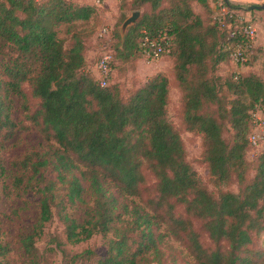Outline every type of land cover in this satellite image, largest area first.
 <instances>
[{
	"label": "trees",
	"instance_id": "trees-1",
	"mask_svg": "<svg viewBox=\"0 0 264 264\" xmlns=\"http://www.w3.org/2000/svg\"><path fill=\"white\" fill-rule=\"evenodd\" d=\"M131 4L142 16L114 55L107 53L118 57L119 69H135L149 59L144 36L167 35L171 49L161 57L169 68L131 85L110 81L112 68L103 86L87 69L95 5L0 0V192L37 210L32 231L22 229L13 240L0 218V264H10L14 251L23 254L22 264H42L38 240L55 220L63 229L64 240L53 238L62 264H180L174 242L187 251L189 264H264V150L248 157L254 112L264 108V62L261 73H218L222 63H235L229 47L240 36L229 35L242 23L233 17L231 27H220L210 0ZM258 50L249 52L251 63ZM176 89L185 129L202 137L206 181L169 116ZM34 128L43 143L11 160L10 177L7 143ZM96 235L105 240L104 255L65 247Z\"/></svg>",
	"mask_w": 264,
	"mask_h": 264
},
{
	"label": "rangeland",
	"instance_id": "rangeland-1",
	"mask_svg": "<svg viewBox=\"0 0 264 264\" xmlns=\"http://www.w3.org/2000/svg\"><path fill=\"white\" fill-rule=\"evenodd\" d=\"M77 3L81 4H92L97 7V18L92 20L90 23L91 28L94 29L93 35L87 40V69L92 72L94 75L99 76L97 70L98 62L101 56L104 53L111 52L114 55V48L124 40L121 27L124 21L131 16L132 12L135 10L141 11V16L143 9H135L131 4V0H101L98 4L97 0H74ZM222 0H210L211 5L218 9L220 2ZM230 2L241 6L251 12L246 13L247 17L251 18L253 23H256L258 28V36L256 39V46L260 47V50L257 51V59L253 63L249 61L246 65L235 64L232 61L229 63H222L219 66L218 73L221 75H234L239 73H245L250 69H253L258 72H262L263 62H264V9L252 6H260L264 3V0H229ZM195 11L198 14H203V8L200 5H195ZM124 19L121 23V19ZM140 19V18H139ZM138 19V20H139ZM137 20V21H138ZM137 23V22H136ZM129 26L126 30V35L128 30L135 26ZM107 28V31L105 29ZM116 30L119 32V36L116 34ZM118 58V57H117ZM114 58L113 69L114 74L110 77V81H118L125 85H131L134 81L142 79H148L155 73L160 70L169 68V61L167 56H163L159 59H146L143 58L137 63L135 69H126L123 67L120 69L116 67L118 59ZM250 59V58H249ZM2 57L0 56V61ZM100 77V76H99ZM180 94L176 90L173 91L172 103L169 106V116L172 122L180 129L182 132V137L185 142V146L188 153V159L193 165L194 169L197 171V174L203 180H208L209 178V168L207 164L202 160V137L196 133H192L185 129V126L182 123V120L179 116V103ZM16 112L15 118L21 119L24 115L20 101L16 99L15 102ZM34 109V106H31ZM261 110L264 111V108ZM261 115L263 113L261 112ZM255 130L256 127H255ZM43 143V138L37 129H31L25 132H18L15 137L7 143L6 150L4 151L6 157V165L9 168L10 177L14 169L11 166V160L15 157L21 156L23 153L39 147ZM264 150V138L257 145H253L251 148L248 157L251 160H255L256 155ZM253 172H251L252 174ZM237 182H233L231 188L237 191ZM24 199L18 196L13 197H2L0 192V218L4 220V234L8 239H16L18 234L22 229H27L32 231V224L37 218V210L34 204H29L28 207L23 208ZM62 226L59 221L55 220L48 224L45 234L41 236L38 240V246L42 252H44L45 260L42 264H62V254L57 244L54 243L53 238L56 236L59 239L64 240L62 235ZM48 242L50 244H48ZM67 242V241H66ZM54 243V244H52ZM48 244V245H47ZM174 246L178 249V254L181 253L182 261L180 264H189L188 263V254L187 251L178 243L174 242ZM259 245L264 247V233L262 234ZM65 247L71 252L81 251L83 248H93L99 254L104 255L106 253L105 240L101 235H96L86 242H82L77 245L66 243ZM53 249L52 251L49 249ZM23 254L19 252L10 253V264H22ZM189 259H191L189 257Z\"/></svg>",
	"mask_w": 264,
	"mask_h": 264
},
{
	"label": "built area",
	"instance_id": "built-area-1",
	"mask_svg": "<svg viewBox=\"0 0 264 264\" xmlns=\"http://www.w3.org/2000/svg\"><path fill=\"white\" fill-rule=\"evenodd\" d=\"M101 0H97L99 4ZM216 15L219 19L220 27H231L232 22L228 18L236 17L242 24L236 29H233L229 35V38L237 39V42L232 47V57L235 64L245 65L249 60V52L256 47V39L258 36V28L256 23H253L251 18L247 17L246 13L237 12L234 9H230L223 1L220 2V6L216 9ZM107 31V28L105 29ZM239 34V35H238ZM144 53L151 59H159L162 54L169 52L171 49V37L164 35L162 37H150L144 36L142 41ZM113 55L105 53L99 60L97 70L99 72V78L101 85H107L108 78L113 68ZM261 112L263 115H261ZM255 127L257 130H255ZM264 138V111L258 109L254 112V132L250 135L249 139L253 145H257Z\"/></svg>",
	"mask_w": 264,
	"mask_h": 264
},
{
	"label": "water",
	"instance_id": "water-1",
	"mask_svg": "<svg viewBox=\"0 0 264 264\" xmlns=\"http://www.w3.org/2000/svg\"><path fill=\"white\" fill-rule=\"evenodd\" d=\"M258 7L264 9V3L261 4L260 6H252L251 8ZM141 17V11L135 10L132 12L131 16H129L123 23L121 27V31L123 33V38L125 39L126 37V30L129 26L133 25L134 23L137 22V20Z\"/></svg>",
	"mask_w": 264,
	"mask_h": 264
}]
</instances>
